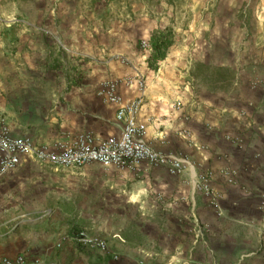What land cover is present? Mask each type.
<instances>
[{
  "label": "crops",
  "instance_id": "1",
  "mask_svg": "<svg viewBox=\"0 0 264 264\" xmlns=\"http://www.w3.org/2000/svg\"><path fill=\"white\" fill-rule=\"evenodd\" d=\"M55 1L56 10L37 14L43 27L0 16V120L11 136L37 147L79 134L119 137V106L100 93L116 82L127 104L145 87L137 120L146 142L188 170L27 159L0 178V262L264 264V43L243 42L240 0H217L209 12L188 5L183 19L194 22L183 34L215 37L196 44H179L178 13L166 0L157 13L146 0ZM248 18L257 35L264 30L262 14ZM166 28L175 44L154 71L141 42ZM79 230L119 259L79 245Z\"/></svg>",
  "mask_w": 264,
  "mask_h": 264
},
{
  "label": "built area",
  "instance_id": "2",
  "mask_svg": "<svg viewBox=\"0 0 264 264\" xmlns=\"http://www.w3.org/2000/svg\"><path fill=\"white\" fill-rule=\"evenodd\" d=\"M142 46L143 49L150 50L148 42L143 41ZM144 88L140 97L127 104L123 102L116 82H108L100 93L105 103L119 106L117 120L122 125L119 137L99 139L91 134H79L68 141L57 142L53 147H37L29 138L12 137L5 121L0 120V178L31 158L41 165L55 168L100 164L136 171L142 164H148L166 167L173 174L188 170L187 160L156 151L146 142V129L137 120L143 106ZM73 239L85 248L112 255L115 260L119 259L118 255L110 251L104 239L91 235L86 230H79ZM0 264H27V261L20 256L12 260L3 259Z\"/></svg>",
  "mask_w": 264,
  "mask_h": 264
},
{
  "label": "rangeland",
  "instance_id": "3",
  "mask_svg": "<svg viewBox=\"0 0 264 264\" xmlns=\"http://www.w3.org/2000/svg\"><path fill=\"white\" fill-rule=\"evenodd\" d=\"M149 3L150 7L155 8V12L157 13L159 10V6L157 4V0H146ZM179 5L177 8H172L174 12L178 13L177 19H176V28L177 30H181L176 33V39H178L179 44L182 43H192L196 44L199 43V40L201 43L204 42H210V40L214 39V35L212 36H206L205 38L198 39L196 38L197 35H192L188 34V36L183 34V28L188 25L189 22L186 19H183V10H187L188 5L191 6L192 12L195 10H201L200 8L205 9L206 11H211V10H216L217 7V0H202L199 2V0H179ZM195 2H197L195 4ZM57 3L55 0H0V16L3 17V19L6 20L7 16H11L12 14L20 15L22 17H16L11 21V23L15 22V25L17 26H25L29 28H39L43 27L37 24L38 20L37 19V14L39 11H44L46 10L52 11L57 9ZM241 6V8L238 10L239 12L243 13L245 11L247 15L246 23L249 28V32L245 35L246 39L243 41L247 44L249 43H264V30L259 32L258 35L255 32V22L252 21V19L248 18L249 14H262L264 16V0H244L242 2L241 0L239 1L237 5V9ZM124 5H121L120 3L117 4V7H115V11H118L119 9H122ZM199 7V8H198ZM204 11V12H206ZM5 16V17H4ZM26 16V17H25ZM239 19V18H237ZM252 21V22H251ZM10 22H8L9 24ZM174 25V26H175ZM193 27V24H191ZM250 26L252 30H250ZM202 37V36H201ZM237 42H239L240 38L239 35L236 34L234 38ZM190 40V41H189ZM215 40V39H214ZM243 40V39H242ZM143 42V41H142ZM141 42V48L143 49ZM250 54H253V52H247V55L249 56ZM4 213L0 212V220H3L4 218Z\"/></svg>",
  "mask_w": 264,
  "mask_h": 264
},
{
  "label": "trees",
  "instance_id": "4",
  "mask_svg": "<svg viewBox=\"0 0 264 264\" xmlns=\"http://www.w3.org/2000/svg\"><path fill=\"white\" fill-rule=\"evenodd\" d=\"M169 8H177L179 0H166ZM175 44V32L172 28L158 30L153 33L150 40L151 55L147 60L148 67L151 70H158L159 64L164 61L170 49Z\"/></svg>",
  "mask_w": 264,
  "mask_h": 264
}]
</instances>
